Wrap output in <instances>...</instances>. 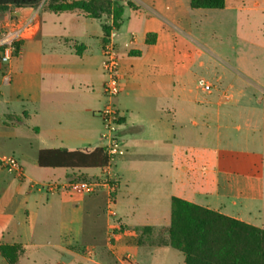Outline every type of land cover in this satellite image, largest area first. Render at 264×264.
Returning a JSON list of instances; mask_svg holds the SVG:
<instances>
[{"label":"crops","instance_id":"0c3cea01","mask_svg":"<svg viewBox=\"0 0 264 264\" xmlns=\"http://www.w3.org/2000/svg\"><path fill=\"white\" fill-rule=\"evenodd\" d=\"M127 1L136 15L140 4L159 14L154 2ZM37 11L35 38L21 42L19 55L0 69V157L14 156L24 170L19 178L0 167V241L22 246L18 264H126L124 257L127 264H156L169 257L185 264L177 250L152 247L141 237L170 226L174 199L264 229V136H257L264 129V113L260 122L255 115H245L244 134L230 133L236 114L222 110L221 96L213 95L212 89L205 91L210 93L206 98L193 80H176L179 44L173 37L174 58L167 60L170 31L164 23L144 31L141 39L134 31H124L123 23L112 34L121 58L122 88L115 106L123 115L126 144L125 156L112 170L119 183L115 226L121 234L109 240L103 222L93 220L98 210L91 200L102 193L80 196L43 189L48 183L102 174V169L41 168L38 154L48 149L105 148L99 112L108 102L103 96L106 25L98 20L99 30L77 35L71 26L82 19L93 25L95 19L78 11L55 14L39 7H11L0 14L8 16L0 31L11 18H28ZM131 35L135 41L126 48ZM145 57L147 72L141 64ZM68 75L79 77L76 87H60L64 80L58 77ZM227 92L235 100V80L223 90ZM24 114L25 124L12 119ZM30 121L35 125L29 126ZM22 128L27 131L24 136ZM20 137L36 149L35 174L24 167V154L6 153ZM0 264H8L1 253Z\"/></svg>","mask_w":264,"mask_h":264},{"label":"rangeland","instance_id":"374dc122","mask_svg":"<svg viewBox=\"0 0 264 264\" xmlns=\"http://www.w3.org/2000/svg\"><path fill=\"white\" fill-rule=\"evenodd\" d=\"M43 1L45 5L46 0H42L41 3ZM143 1L149 5L154 2L155 9L160 15L152 13L142 4H140L142 6L141 11L137 12L136 15L133 9L125 5L126 2L128 4L130 2L121 0L125 5L122 21L124 31H134L138 39H141L144 31L159 29V25L164 23L170 31L169 43L166 48L167 60L172 62L174 58L173 37H176L179 44V47L176 48V80H193L195 84H198L199 80H206L211 84L213 89L211 93L221 96L222 110L235 111L236 116L233 119V125L229 129L232 134L240 132V135H242L246 132L245 115L247 114L255 115L258 122H260L264 113V0H227L226 7L223 10H195L191 8L190 0ZM143 14H146V16L144 17ZM110 15L111 13L106 14L102 18L104 25L107 24ZM7 18L8 16L5 15L0 17V27ZM164 19H169L171 23L186 31L185 34ZM71 27L77 35L91 34L100 29V22L94 20V24L90 25L82 19L80 24ZM149 40H151V37H149ZM20 48L21 45L18 46L16 56L19 55ZM184 54H189V56L184 57ZM142 62H144L141 63L144 66L142 69L147 72L150 67L149 57H145ZM98 72V76L102 77L101 67ZM58 80H64L60 82V87L67 88L76 87V80L80 79L77 76L68 75L60 76ZM231 80H235V100L229 99L228 95L231 92L223 93V90L225 91L228 88ZM194 86L193 84L192 87L194 88ZM200 93L210 99L209 92L201 90ZM103 96L107 100V97ZM116 101L117 98L112 99L113 104ZM25 122L26 120L23 123L25 124ZM28 124L29 126L35 125L34 121H30ZM20 132L21 134L27 133L24 128L20 129ZM257 136L263 137L264 129H261ZM15 144L14 148L6 150L7 155H11L13 151L20 155L24 154L27 157V160L22 162L24 167L35 174L36 172L33 170L36 159L35 147H29L23 137H20ZM91 201L98 210V214L93 220L99 223L103 222L104 236L109 238L110 223H116L119 219L118 217L115 220L109 219L104 194L93 197ZM165 230L161 228L154 234L143 233L141 237L152 247H170L167 245L168 238L164 235ZM120 234L121 229H117L112 240H115ZM0 246L17 247L19 244L0 241ZM87 252L91 254V251ZM175 252L183 256L179 250ZM123 259L127 264L128 257ZM156 264L175 263L169 257Z\"/></svg>","mask_w":264,"mask_h":264},{"label":"trees","instance_id":"16d2710c","mask_svg":"<svg viewBox=\"0 0 264 264\" xmlns=\"http://www.w3.org/2000/svg\"><path fill=\"white\" fill-rule=\"evenodd\" d=\"M41 1L0 0V14L11 7H36ZM226 3L227 0H190L192 9L223 10ZM128 5L133 6L131 3ZM44 10L55 14L78 11L95 20H101L106 14L112 13L116 30H119L125 5L121 0L114 4L106 0H46ZM110 30L104 26V40L110 37ZM12 119L23 123L27 115L14 116ZM107 164V153L102 147L92 151L48 149L38 154V165L41 168L98 170ZM164 229V235L168 238L167 245L179 250L186 264H264V229L187 201L173 200L171 224ZM0 253L8 264H18L23 256V248L21 245L0 246Z\"/></svg>","mask_w":264,"mask_h":264},{"label":"built area","instance_id":"2783aa9c","mask_svg":"<svg viewBox=\"0 0 264 264\" xmlns=\"http://www.w3.org/2000/svg\"><path fill=\"white\" fill-rule=\"evenodd\" d=\"M111 3L119 2L120 0H106ZM43 8V3L36 7ZM38 11L28 18H11L7 21L0 31V69L11 63L18 51V45L27 40H32L37 34L36 16ZM110 30V37L107 38L102 46V54L104 58L103 71L106 77L104 85V95L108 102L105 107L99 112L100 119L103 125V140L106 143L105 150L108 157V164L102 169L100 177L89 180H72L64 184L48 183L42 188L51 194L59 191H68L80 196H94L104 194L106 197V210L110 220H115L118 217L116 193L118 191L119 183L112 174V170L116 161L125 156L126 144L121 135L123 129V115L113 104L112 99L116 98L121 92V81L119 77L120 68V51L119 46L112 37L115 33L116 27L114 24V17L111 13L106 24ZM135 41V36L131 35L130 40L124 45L129 48ZM198 85L204 91H211L212 86L206 80H199ZM0 167L7 172L22 178L24 176L23 166L20 161L14 156L0 157ZM117 230L115 223H110L109 240H112Z\"/></svg>","mask_w":264,"mask_h":264}]
</instances>
